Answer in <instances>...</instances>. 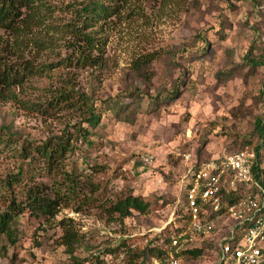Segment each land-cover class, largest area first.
<instances>
[{"label":"rangeland","instance_id":"obj_1","mask_svg":"<svg viewBox=\"0 0 264 264\" xmlns=\"http://www.w3.org/2000/svg\"><path fill=\"white\" fill-rule=\"evenodd\" d=\"M79 2L36 0L17 24H0V70L6 64L11 75L0 83V210L32 182L61 198L54 217L20 204L19 240L7 245L0 264H72L57 243L63 217L73 219L80 235L74 254L84 264H130L127 246H161L167 224H178L185 154L203 160L260 146L264 158L257 128L258 120L264 127V0L119 1L96 25L104 58L92 67L67 57ZM147 54L153 59L141 71L145 80L133 63ZM70 87L102 109L95 128L82 121L78 105H54L57 91ZM114 104L116 113L107 108ZM80 124L92 145L76 140ZM69 133L72 148L51 169L37 151L22 155L23 145H50ZM143 155L152 158L144 163ZM21 170L22 182L7 189L4 180ZM88 179L99 184L96 201H84ZM130 191L148 200L149 210L110 220L109 200ZM122 239L125 246L110 254ZM210 259L205 254L193 264Z\"/></svg>","mask_w":264,"mask_h":264},{"label":"trees","instance_id":"obj_2","mask_svg":"<svg viewBox=\"0 0 264 264\" xmlns=\"http://www.w3.org/2000/svg\"><path fill=\"white\" fill-rule=\"evenodd\" d=\"M36 0H0V24L1 25H12L17 24L20 21L23 9L30 6L32 2ZM38 1V0H37ZM40 1V0H39ZM122 0H80L78 7L75 9L74 23H73V40L70 43L71 51L68 54V60L74 61V64L79 67H92L100 66L103 63V48L102 44L104 41L100 42L98 38V28L96 25L99 21L106 19L107 17L113 15L116 12L117 2ZM153 54H147L143 57L137 58L133 63V69L138 74L141 75L143 79H149L147 74H143L141 71L143 67L150 63L153 59L151 58ZM252 62H258V60L252 58ZM71 63V61L67 62ZM19 71L16 70L12 77L16 79L18 77ZM8 75V70L6 64L2 70H0V83H7L10 81ZM143 76V77H142ZM13 78V79H14ZM55 97V106L61 107V105H78L81 109V115L83 116L84 122H88L91 128H95L100 124L102 117V109L94 106V103L87 98V96L82 92H76L73 88L67 90H58ZM116 102V101H115ZM62 103V104H61ZM61 104V105H58ZM54 105H51L52 107ZM64 107V106H63ZM110 108L115 111V104L109 105ZM4 127H1L3 129ZM257 128L260 131L261 136L264 138V127L258 120ZM5 129V128H4ZM7 131V130H6ZM8 134V139L10 138V133ZM91 132L82 124L79 125L75 132L76 140L81 139V142L87 145H92ZM72 138V134L69 133L67 138H58L55 142L47 145V143L27 146L23 145L22 155L27 158L31 151H37L40 153L44 162L47 164L48 168L54 167V161L57 158L62 157V153L70 146L69 140ZM262 138V139H263ZM244 146H241V148ZM72 146L69 147L71 149ZM260 149V146L255 147ZM141 158V161H145ZM209 157L205 158L208 159ZM195 159V158H194ZM203 159V160H205ZM260 160H263L261 157ZM200 162L201 160H197ZM70 179V183L77 187L76 178L67 177ZM24 179L22 170L19 171L17 175L9 174L4 180V184L7 189L13 191V185L20 184ZM86 185L89 186L88 191H84V201L86 199L90 201H96L97 196L100 194L98 191V183L92 182L91 179L86 181ZM30 188L27 190L19 191V198L14 195L11 196V201L6 208L0 210V239L3 240V244L0 243V258L7 256V245H15L19 240V229L17 227V220L15 216L23 211L20 204L30 210L32 213H36L39 216L54 217L59 209L60 197L56 191H52L48 188L45 183L40 185H34L32 182L29 185ZM34 186L36 188H34ZM41 187V188H40ZM114 195V194H113ZM107 202L106 200H103ZM83 204L80 203V209ZM150 202L143 198L142 196L135 195L131 191L125 194H120L113 196V200H109L108 204L105 206V212L109 215L110 220L123 219L130 216L133 211L138 213H146L150 208ZM181 209H178V211ZM73 219L71 217H63L58 221V226L61 228L62 232L59 236L57 243L64 246V251L68 255L72 264H84L86 258H81L74 254L75 244L80 240V235L74 228ZM170 232L163 239L161 246L147 244L143 248H131L127 246L126 252L129 254L130 264H151L152 257L163 258L165 255L164 245L169 243V235L175 230L174 225L171 222L167 224ZM120 246H125L124 239L120 240L115 246H112L107 251L111 254L116 252ZM215 248L213 241L209 240L203 243L201 247H192L181 251L183 261L193 264L195 259L202 257L205 254L208 256H214L215 251L211 252L210 248Z\"/></svg>","mask_w":264,"mask_h":264},{"label":"built area","instance_id":"obj_3","mask_svg":"<svg viewBox=\"0 0 264 264\" xmlns=\"http://www.w3.org/2000/svg\"><path fill=\"white\" fill-rule=\"evenodd\" d=\"M146 162L152 156H141ZM251 146L200 162L184 155L178 224L151 264H185L181 251L211 240L209 264H264V158Z\"/></svg>","mask_w":264,"mask_h":264}]
</instances>
